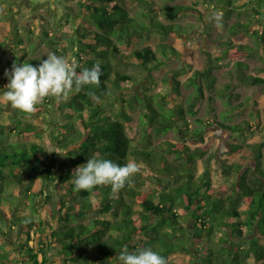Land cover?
Listing matches in <instances>:
<instances>
[{
	"label": "trees",
	"instance_id": "trees-1",
	"mask_svg": "<svg viewBox=\"0 0 264 264\" xmlns=\"http://www.w3.org/2000/svg\"><path fill=\"white\" fill-rule=\"evenodd\" d=\"M76 1L77 7L62 6V15L56 17L60 29L64 24L73 28L70 38L43 37V40L56 55L69 61L75 58L77 72L99 62L100 84L73 91L70 100L58 108L53 98H46L47 118L42 126L26 123L17 116V120L13 119L14 128L9 130L0 119V220L3 221L0 232L4 231L7 219L21 226L27 237L21 244L22 250L34 264H48L51 252H56L63 264H120L118 256L125 245L129 251L152 247L168 259V264H264V139L230 143V151L240 153V158L232 164H223L221 175L226 181L219 185L213 181L211 156L205 160L202 172L196 165L213 145V140L207 139L208 128L218 125V129L243 138L247 131L260 129L249 121L231 125L212 117H199L206 92L225 97L230 106L239 97L232 93L230 84L217 87L212 55L204 52L205 68L194 70L187 78L186 86L194 88L190 96L182 92L179 79L182 70L177 69L163 79L171 85L168 93H152L153 71L163 62L159 53L173 60L180 55L177 50L158 52L152 46L134 49L133 40L146 35L152 27L131 16L125 5L127 0ZM141 1L151 11L155 9L152 2ZM209 1L225 8L235 6L234 0ZM260 3L264 4V0ZM190 10H195V6L166 5L163 14L176 21ZM152 22L153 29L164 34L175 31L173 24L166 25L157 19ZM252 26L250 22H239L231 27V37L243 39L245 33L255 34L258 48L229 43L223 57L217 59L231 60L253 52L264 60V31H252ZM11 35V28L0 24V50L9 43ZM15 37L19 43L23 42L18 33ZM27 54L20 58L16 54L0 71L5 67L11 71L14 62L37 66L45 58ZM125 65L139 67L143 78L121 69ZM237 66L241 70L242 62ZM242 82L248 87H264V78L259 76L245 75ZM214 100L215 97L209 98L212 111ZM140 109L145 112L137 119L134 113ZM36 112L21 113L36 116ZM253 112V117H260L258 104ZM57 115L68 122L60 124ZM44 127L54 144L59 145V152L53 149L51 154L39 142L44 138ZM130 130L139 134L138 140L130 135ZM14 132L22 138L10 142L9 135ZM171 132L181 142L162 139ZM97 153L121 166L134 160L141 171L117 194L112 193L110 186L75 191L72 171ZM37 180H42L40 190H35ZM9 181L21 187L22 201L31 200L35 214L37 196L44 198L57 227L47 226L42 219L26 220L15 210L17 197L4 191ZM51 186L57 188L56 194ZM6 207L15 210L14 218L3 215ZM190 222L194 223L192 230ZM33 232L39 238L36 248L29 246ZM4 247L0 245V258L8 259L0 264L11 259L18 261L10 258Z\"/></svg>",
	"mask_w": 264,
	"mask_h": 264
},
{
	"label": "rangeland",
	"instance_id": "rangeland-1",
	"mask_svg": "<svg viewBox=\"0 0 264 264\" xmlns=\"http://www.w3.org/2000/svg\"><path fill=\"white\" fill-rule=\"evenodd\" d=\"M152 2L155 9L151 11L145 3L141 0H127L126 7L130 11L132 17H138L147 26L152 27L146 35L133 40L134 49H141L146 46H152L158 52L162 49H167L168 52L172 48L176 49L180 54L178 57H174L170 60L164 53H159V59L162 65L159 68L154 69V83L151 84L152 93H168L171 89V85L165 83L163 79L172 70H182V77L179 79L182 81V92L184 95L190 96L194 92V88H188L186 86L187 78L190 77L194 70H203L206 66V58L204 52H208L212 55L216 62L214 74L217 77V87L225 88L227 84H230L233 88L232 93L239 94V97L235 98L230 106L227 103L225 97L220 98L216 93L206 92V98L203 101V108L199 117L208 118L212 117L218 121L225 122L226 124H245L251 122L254 126H259L258 130H249L246 132L244 138L240 136H232L224 130L218 129V125L212 128H208L207 139L213 140V145L210 147L208 155L198 161L197 168L200 172L204 170L205 160L211 156V167L213 170V181L215 185H219L226 181L221 175L222 166L224 163L232 164L240 158V153L230 151V143L246 140L248 142H258L264 139V87H248L243 84L242 77L245 75H253L264 78V60L261 58L259 53H248L243 56L236 57L235 59L225 58L218 60L217 58L223 57V52L227 49L229 43L231 44H245L251 48H258V37L252 33H245L243 39L233 38L230 32L232 26L242 23H249L252 26L250 30H258L260 33L264 31V4L260 3V0H234L235 6L231 8H225L220 3H214L209 0H146ZM197 4H196V3ZM73 6L77 7L76 0H0V24L5 25L6 29L12 30V37L9 43L0 50V70L4 64L16 58L23 57L27 52V57H45L49 52L54 53L44 42L43 37L54 38L55 40H68L74 31L68 24H64L60 29L59 24L56 21V17L62 15V6ZM166 5H186L195 6V10H190L185 15L176 20L170 21L164 14L163 8ZM157 12H156V11ZM213 10L222 11V27H217L215 21L210 20ZM231 10V11H229ZM261 12V13H257ZM59 18V17H58ZM152 19H157L164 22L166 25L175 26V31L171 34H164L158 30L153 29ZM57 23V25H56ZM59 26V27H58ZM43 32H48L45 35ZM19 34L22 38V43H19L16 34ZM19 43V45H17ZM33 47V49H32ZM130 49V48H129ZM125 52H131L132 50ZM73 60V59H72ZM70 60V61H72ZM75 62L78 61L74 58ZM238 62H242L243 66L241 70H238ZM121 69L128 73H138L140 78H143V71L136 65L122 66ZM10 69L5 67L0 71V104L3 109L0 111V119L3 123L8 125V129H13L15 123L13 119L23 120L26 123H37L43 125V121L47 118L44 111V102L41 104V110L36 112V116H26L21 111L11 108L10 104L6 103L2 94L6 90L5 86L9 83V79L5 76V72ZM71 92L68 98L57 104L58 108L63 103L70 100ZM215 97L212 105L214 111L210 110L209 98ZM246 103L245 106L241 104ZM258 104L260 109V117H253L254 106ZM236 108L235 110L233 108ZM232 111V112H229ZM145 110L140 109L134 113L135 118H139L140 115L144 114ZM231 113V114H229ZM223 115H227L224 118ZM59 117V118H58ZM39 120V121H38ZM57 120L60 124L68 122V120H61V115H57ZM193 124V119H190ZM45 126L47 122L44 123ZM58 129V128H56ZM43 139L39 142L52 154V150L60 151L58 144H54L53 139L48 136L47 128L44 127ZM41 130V131H42ZM132 137L136 136L139 139V134L135 131H129ZM22 138L17 132L10 133L9 141L17 142ZM163 140H169L172 142H181V139L177 137L176 133L171 132L162 138ZM161 141V140H160ZM160 141H157L159 143ZM192 148L196 145L191 144ZM42 186V180H37L35 190H40ZM34 190V191H35ZM57 188L51 186V191L56 194ZM4 191L6 194L14 193L17 197V205L15 210L21 212V215L30 220L35 218L36 220H44L47 226L57 227V222L51 219L50 209L44 203V198L40 195L36 198V209L38 213H34L31 204L32 201L28 199L26 203L22 201L21 187L9 181L4 185ZM24 193V191H23ZM54 199V197H53ZM8 204V202H5ZM6 211L3 215L7 218H14L15 210L10 207H6ZM93 215H91L92 217ZM95 216V215H94ZM101 217V216H100ZM6 218V219H7ZM86 222V220H85ZM88 222V221H87ZM16 223V222H15ZM17 223L18 220H17ZM3 221L0 220V225ZM193 222H190V229H193ZM10 226V227H9ZM22 227L16 226L11 223V219H7L4 231L0 234V243L5 245L4 249L10 254L11 259L9 263L5 264H34L29 258L28 254L22 250L21 244L27 241V237L22 233ZM5 232L12 233L7 234ZM2 236V237H1ZM33 239L30 242V247L36 248L38 245V236L35 232L32 234ZM0 244V245H1ZM2 250V251H3ZM4 251V252H5ZM56 252L49 253L48 264H63V262L57 257ZM40 260L42 256L39 257ZM7 257L3 256L0 258V262L7 261ZM25 261V263H24Z\"/></svg>",
	"mask_w": 264,
	"mask_h": 264
},
{
	"label": "clouds",
	"instance_id": "clouds-1",
	"mask_svg": "<svg viewBox=\"0 0 264 264\" xmlns=\"http://www.w3.org/2000/svg\"><path fill=\"white\" fill-rule=\"evenodd\" d=\"M222 17V11L213 10L210 20L215 21L219 28L222 27ZM77 67L74 59L69 61L52 52L40 60L37 66L28 62H14L11 71L5 72L9 83L5 86L2 98L11 108L32 114L46 98L51 97L59 104L64 102L71 92H79L84 86H99L102 75L99 62L80 72H77ZM89 95L99 100L94 93ZM140 171V165L134 160H129L121 166L97 153L72 171L71 183L75 191H91L97 186H110L112 193L117 194L126 185H130L132 177ZM118 260L120 264H168V259L152 247L129 251L125 245Z\"/></svg>",
	"mask_w": 264,
	"mask_h": 264
},
{
	"label": "crops",
	"instance_id": "crops-1",
	"mask_svg": "<svg viewBox=\"0 0 264 264\" xmlns=\"http://www.w3.org/2000/svg\"><path fill=\"white\" fill-rule=\"evenodd\" d=\"M1 233H2V232H0V234H1ZM9 234H11V235H12V233H9ZM9 234H8V235H9Z\"/></svg>",
	"mask_w": 264,
	"mask_h": 264
}]
</instances>
